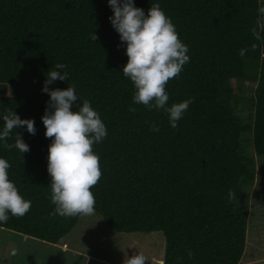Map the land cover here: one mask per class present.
I'll list each match as a JSON object with an SVG mask.
<instances>
[{
  "label": "trees",
  "instance_id": "obj_1",
  "mask_svg": "<svg viewBox=\"0 0 264 264\" xmlns=\"http://www.w3.org/2000/svg\"><path fill=\"white\" fill-rule=\"evenodd\" d=\"M154 2L133 0L145 13ZM159 5L188 46V61L165 84L168 104L191 97L175 128L162 109L132 101L133 84L120 71L124 44L108 19L107 0H0V114L13 110L35 128L34 134L16 129L26 152L5 146L14 143L15 129L0 143L9 179L31 201L24 215L9 214L0 228L55 244L78 220L53 212L46 171L51 138L40 119L48 95L36 81L63 63L67 79L49 89L74 86L76 105L87 99L107 130L92 145L101 171L90 186L93 212L116 233L161 232L162 264H239L256 182L242 135L264 158V14L258 11L264 0ZM232 81L254 85L250 124L236 110ZM261 193H254L257 203Z\"/></svg>",
  "mask_w": 264,
  "mask_h": 264
},
{
  "label": "clouds",
  "instance_id": "obj_2",
  "mask_svg": "<svg viewBox=\"0 0 264 264\" xmlns=\"http://www.w3.org/2000/svg\"><path fill=\"white\" fill-rule=\"evenodd\" d=\"M107 5L111 9V16L108 17L110 24L124 44L127 60L120 71L133 84L135 91L132 101L149 109H162L169 126L175 128L191 103V97L168 104L165 84L177 76L188 61V46L178 38L175 25L161 9L159 0L148 7L147 13L134 6L133 0H107ZM258 11L264 14V7ZM91 39H96L93 32ZM239 54L243 55L244 49H240ZM64 68L63 63L49 68L41 87V91L48 95L40 119L44 127L43 135L51 138L46 156L50 200L56 215L91 214L95 200L90 186L101 175L99 156L92 145L99 143L107 130L87 99L76 105L78 97L74 86L49 89L48 85L55 80L67 79L68 73L62 71ZM0 120L3 121L0 125V143L15 129L14 143L5 146L15 147L20 154L28 151V145L16 129L23 126L29 134H34L33 120L21 119L13 110L0 114ZM150 127L154 132L159 130L156 125L150 124ZM9 167L8 161L0 157V222L6 221L9 214L24 215L31 205V201L23 198L9 179ZM122 264H145V256L142 253L132 254Z\"/></svg>",
  "mask_w": 264,
  "mask_h": 264
},
{
  "label": "rangeland",
  "instance_id": "obj_3",
  "mask_svg": "<svg viewBox=\"0 0 264 264\" xmlns=\"http://www.w3.org/2000/svg\"><path fill=\"white\" fill-rule=\"evenodd\" d=\"M36 81L43 84L41 79ZM232 85L239 117L250 124L254 85L248 81H232ZM241 144L244 155L253 160L256 182L248 196L245 248L239 264H264V158L255 156L248 135H242ZM260 190L257 203L254 193ZM163 250L161 232L116 233L94 212L78 213L72 230L55 244L0 228V264H122L135 253L145 256V264H161Z\"/></svg>",
  "mask_w": 264,
  "mask_h": 264
},
{
  "label": "water",
  "instance_id": "obj_4",
  "mask_svg": "<svg viewBox=\"0 0 264 264\" xmlns=\"http://www.w3.org/2000/svg\"><path fill=\"white\" fill-rule=\"evenodd\" d=\"M160 263L162 264L163 263V260H160Z\"/></svg>",
  "mask_w": 264,
  "mask_h": 264
},
{
  "label": "bare ground",
  "instance_id": "obj_5",
  "mask_svg": "<svg viewBox=\"0 0 264 264\" xmlns=\"http://www.w3.org/2000/svg\"><path fill=\"white\" fill-rule=\"evenodd\" d=\"M160 262V261H159Z\"/></svg>",
  "mask_w": 264,
  "mask_h": 264
},
{
  "label": "crops",
  "instance_id": "obj_6",
  "mask_svg": "<svg viewBox=\"0 0 264 264\" xmlns=\"http://www.w3.org/2000/svg\"><path fill=\"white\" fill-rule=\"evenodd\" d=\"M64 246V245H63Z\"/></svg>",
  "mask_w": 264,
  "mask_h": 264
}]
</instances>
